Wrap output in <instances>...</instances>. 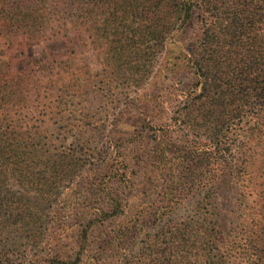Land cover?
<instances>
[{"label": "trees", "instance_id": "1", "mask_svg": "<svg viewBox=\"0 0 264 264\" xmlns=\"http://www.w3.org/2000/svg\"><path fill=\"white\" fill-rule=\"evenodd\" d=\"M18 37L35 44L58 37L65 52L51 57L46 47L15 73L8 54ZM79 37L99 71L73 63ZM181 64L193 81L183 88L179 116L203 136L201 151H186L197 165L135 166L137 174L123 180L105 159L89 182L92 140L87 115L75 106L89 95L84 83H145L157 65L164 74L167 65L174 73ZM248 116L264 138V0H0V264H9L3 250L17 241L16 230L26 241L44 224L49 233L31 236L43 242L44 253L25 264H264V213L229 249L223 217L206 193L228 174L233 139L251 125ZM258 172L263 182L251 170V186L264 189V167ZM140 173L164 177L142 206L124 196ZM78 177L81 185L60 200V184ZM197 196L194 215L176 223ZM62 215L74 226L64 237ZM108 220H119L109 234ZM150 222L160 228L146 235L137 257L129 256L126 242ZM115 243L124 251H114Z\"/></svg>", "mask_w": 264, "mask_h": 264}, {"label": "rangeland", "instance_id": "2", "mask_svg": "<svg viewBox=\"0 0 264 264\" xmlns=\"http://www.w3.org/2000/svg\"><path fill=\"white\" fill-rule=\"evenodd\" d=\"M74 44L73 63L85 66L91 72L99 71L100 65L86 38H74ZM46 47L49 55L55 58H60L66 48L63 40L58 37L36 44L28 43L22 37L15 39L11 52L8 54V58L12 60L14 72L20 73L25 70L27 61L39 58ZM172 54L173 52L170 53L168 50L166 56L171 58ZM161 63L165 65L167 60L161 59ZM168 66L165 71L167 76L163 72H158L157 65L145 83H84L90 87L89 95L76 99L75 106L78 113L83 111L87 115V135L91 136L92 140L93 154L88 158V162H85L89 182L99 162L105 159L109 160V164H113L112 173L121 175L123 180L128 177L133 178V175L137 174L135 166L169 167L189 165V162L197 165L198 160L188 159L186 151L188 149L201 151L203 149L202 140L199 142L198 140L203 136L186 127L179 116L183 109V104H181L183 88L190 86L189 84L193 81L192 76L190 70L187 67L184 68L182 64L172 69L174 73L170 72L171 68ZM248 117L251 125L246 126L238 138L233 139L232 145L235 146L229 157L226 170L228 174L219 181H212L206 190L212 198L217 214L223 217V230L229 249L232 248L233 241L236 243L247 226L255 221V216L261 212L264 213V189L261 186L252 188L249 179V172L254 170L256 172L254 180L263 182V177H260L258 171H262L264 167V138H259L255 133V117ZM57 132L56 138L61 139L60 135L57 136ZM65 142L67 145L70 143V141ZM161 150L163 152L161 158H155L157 155L155 151L160 152ZM131 151H134V156L130 155ZM123 158L124 162H122ZM137 176L138 178L132 181L133 185L126 190L124 196L132 203L135 202L141 206L148 205V201L152 199L155 192V185L164 179L163 174L158 176V174L145 173L143 175L140 173ZM82 180V177H78L72 184L61 183L59 192L63 195L60 200H67L74 186L81 185ZM146 181L149 182L150 187L147 186ZM199 200L201 196L187 201L175 215L174 221L180 224L193 216L194 203ZM77 202L80 205L81 201L77 200ZM69 216L58 217L65 222L61 237L69 235L70 229L74 228V226H69L72 224ZM110 221L108 220L103 226L108 234L119 224V220ZM78 224L79 222L76 221V225ZM158 225L150 222L148 228L139 233L135 240L126 242L129 256L134 253L133 256H136L137 252L146 247L145 242L148 237L146 235H154L160 228ZM45 227L44 224L40 229H32L28 235L44 236V232L49 233ZM52 228L55 227L52 225ZM13 235H18L17 241L15 243L10 241L3 250L9 257V264H25L33 254L42 255L44 253L45 247L43 242L38 243V238L34 239L29 236L25 241L17 230ZM49 243L54 245L52 240ZM112 248L114 251H124L117 246V243Z\"/></svg>", "mask_w": 264, "mask_h": 264}]
</instances>
